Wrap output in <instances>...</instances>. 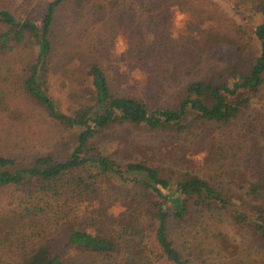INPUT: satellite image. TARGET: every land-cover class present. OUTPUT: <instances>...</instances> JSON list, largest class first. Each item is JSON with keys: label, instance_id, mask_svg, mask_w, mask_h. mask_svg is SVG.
<instances>
[{"label": "trees", "instance_id": "1", "mask_svg": "<svg viewBox=\"0 0 264 264\" xmlns=\"http://www.w3.org/2000/svg\"><path fill=\"white\" fill-rule=\"evenodd\" d=\"M12 3L0 0V59L7 65L5 57L28 50L31 61L16 82L75 134L63 138L67 149L60 155L0 153V191L12 190L16 199L0 204V264H264V116L251 115L264 99V15L245 28L240 22L248 11L240 13L237 4L228 18L216 0L209 1L212 8L206 0L200 6L195 0H41L34 13L25 8L28 0H18L26 3L23 12ZM72 3L76 27L131 15L138 37L129 41L128 63L146 70L149 99L158 104L114 92L94 59L81 81L89 102L69 113L57 109L46 84L63 28L60 11ZM173 7L187 9L199 24L238 17L231 32L228 22L203 29L219 50H230V61L200 76L186 69L185 76L170 41ZM117 128L142 135L133 140L130 130L126 138L135 146L128 154L105 151ZM190 135L207 145L211 171L159 154L152 142L158 148L172 142L181 154V140Z\"/></svg>", "mask_w": 264, "mask_h": 264}, {"label": "rangeland", "instance_id": "2", "mask_svg": "<svg viewBox=\"0 0 264 264\" xmlns=\"http://www.w3.org/2000/svg\"><path fill=\"white\" fill-rule=\"evenodd\" d=\"M28 1L30 5L25 8L32 11L41 0ZM192 1L190 0V3ZM209 1L206 0L207 4L205 6L212 8L213 6L209 4ZM216 1L219 3L220 11L224 10V13L229 15L228 18L235 16V14H232V8L237 4V6H240L239 8L236 6L240 13L244 12V10L249 12L247 13V17L245 18L247 20L245 22L238 21V17H235V20L229 21L225 19L226 17L218 15V18H215L216 21L221 25L228 22L226 25L229 32H231L233 22L235 21L236 23L240 22L245 28H250L259 23L264 15V5L257 2V0ZM195 3L197 6H200L199 0H195ZM20 4L18 0H15V3H12L10 8L17 12L21 10L23 12L25 8H20ZM22 5H26V3H22ZM173 8L170 12L173 23L170 31V41L173 42L172 47H176L178 50L177 56L180 57L178 58L180 64L178 66L183 69L185 76L187 75L186 69L190 73L200 76L203 73L209 72L212 68H220V66L230 61V50L227 49L225 51L222 48L219 50L221 45L212 39V35H210V40H208L209 35L204 34L202 36L203 29H206L209 25L214 27L216 21L212 20L207 24H199L198 21H193L189 17L187 9L183 13H178L177 9ZM62 9L60 15H62L63 28L58 33V44L51 60L50 73L46 84L48 94L57 105L59 111L69 113L80 102H89V92L85 89L84 94V82L82 83L81 81L83 80L82 75H84L83 70L85 66L94 59L105 69L114 92L135 96L158 104V102H152L153 100L149 99V96L152 94L149 93V87L146 84L147 80L144 76L146 70L142 66L139 67L128 63L129 41L134 38L137 40L138 37V33H135L129 27L132 24L131 15L117 18L106 17L104 20L89 24L86 27H76L80 24L77 23L76 15H74L75 4L66 5V8ZM34 12H37V10H34L32 13ZM71 23H73V26H71ZM100 39L104 40L102 47L100 42H97ZM74 58H79L81 64L72 61ZM1 59L0 67L5 68L3 70L0 69V74L2 75L6 69L10 70V73H5L0 77V85L2 87L0 98H3L4 101L0 102V153L13 154L17 158L26 159L33 154L44 152H54L58 153V155L63 154L67 149V147L63 146V138L65 137L66 139L74 135L75 132L53 120L47 114L45 108L38 102H35L16 82L18 78L20 80L23 74L22 69L24 65L30 60L28 50L19 49L9 57H5L4 60L7 65ZM169 66L173 68L172 64H169ZM193 74L190 77H193ZM3 76L6 78L10 77V80L3 82ZM78 88L81 90L79 93L76 92ZM263 103L264 99L255 104L251 111L253 117L264 116ZM130 130L133 133V140L140 141L142 135L139 132L135 133L132 128H117L113 131V136L107 140L108 145L105 147V151L113 150L123 155L131 152V150L127 151V149L130 146L131 148L134 147L135 144L129 142L131 138H126L129 136ZM185 139L188 141H185ZM152 142L157 145V152L159 154L171 153V155H178V158L183 157L189 163H197L204 171L209 172L215 168L213 156L211 154H207L206 156L207 145L192 135L184 137L181 140V148H179L181 154L178 153L177 148L173 146L172 142L167 141V146L162 145L164 146L163 148H158L160 145L157 144L158 140ZM168 160L173 161L170 155ZM12 193V190L9 189L5 192L0 191V199L2 200L0 204L2 206L6 205V207H9L8 205L16 204L12 203L16 200L12 196L10 197ZM224 227L229 234L237 237L231 226L224 225ZM259 250L264 253V248ZM72 254L74 253H70L69 257ZM75 256L72 255L71 259Z\"/></svg>", "mask_w": 264, "mask_h": 264}]
</instances>
